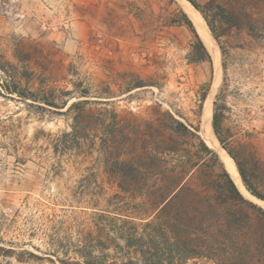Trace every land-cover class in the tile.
<instances>
[{"label": "rangeland", "instance_id": "rangeland-1", "mask_svg": "<svg viewBox=\"0 0 264 264\" xmlns=\"http://www.w3.org/2000/svg\"><path fill=\"white\" fill-rule=\"evenodd\" d=\"M182 1L0 0V264H61L102 209L162 222L181 264H264V201L221 153L264 194V0H197L213 64L193 59ZM8 74L39 101L7 93ZM216 99L219 149L202 131Z\"/></svg>", "mask_w": 264, "mask_h": 264}, {"label": "trees", "instance_id": "trees-1", "mask_svg": "<svg viewBox=\"0 0 264 264\" xmlns=\"http://www.w3.org/2000/svg\"><path fill=\"white\" fill-rule=\"evenodd\" d=\"M188 1H190L195 8L202 13L214 37L219 40L218 35L212 27L211 22L208 20L205 10L201 4L198 3L197 0ZM183 15L186 19L185 23L191 28L195 36V40L191 45L193 59L197 62L209 61L213 64L211 53L196 30L192 20L189 18L187 13L183 12ZM222 51H224V49H222ZM9 78L10 79H6L3 82V88L7 93L39 101L36 93L28 88H24L15 76L9 75ZM207 93L208 88H205V91H203L201 95V107H203L207 98ZM42 102L50 106L58 107L56 105L57 103L55 101H51L49 98H42ZM85 102V100L75 101L71 103L69 108L82 107ZM169 115L179 126H183L188 129L185 123L175 118L172 113H169ZM221 122L222 111L219 107L218 100L216 99L214 101L212 120L213 129L222 145L226 147L221 136ZM197 130L200 131L199 128H197ZM75 132L77 134L78 130H75ZM68 135L71 134L69 132H65L62 137H68ZM76 143L80 144L79 139L76 140ZM203 144L205 149L212 151L216 157L219 174L226 178L223 185L225 190L231 197L245 200L243 193L220 159L219 154L208 147L205 142H203ZM227 151L236 161L243 183L247 190L258 198L264 200V194L253 185L252 181L249 179L247 170L241 161L237 159L231 150L227 149ZM151 156L154 159L153 162L158 160L162 163L164 161L163 157H159V155L152 153ZM117 163L126 164L133 170L139 169L138 164L132 161L126 162L121 159H117ZM159 243H168L170 245L168 250L169 254H166V258L165 254H163L164 252L157 250V244ZM176 249H178V247L171 242V239L169 238L162 222L157 221L155 218H151L150 216L142 219V221L138 223L131 215H124L120 212H111L109 210L102 209L99 215L98 235L96 238L93 236V233H89L82 245H75V248L72 249L74 256L68 257L69 259H60V262L61 264H181L178 261L180 260V257H175L177 252ZM153 250H155V252H153ZM126 253L128 257H126ZM133 254H136V257H133ZM186 258L187 257H184L183 259Z\"/></svg>", "mask_w": 264, "mask_h": 264}, {"label": "bare ground", "instance_id": "bare-ground-1", "mask_svg": "<svg viewBox=\"0 0 264 264\" xmlns=\"http://www.w3.org/2000/svg\"><path fill=\"white\" fill-rule=\"evenodd\" d=\"M182 5L184 7V10L189 15V18H191L192 22L194 23L196 30L200 34V36H201L202 40L204 41V43L206 44L208 50L210 51V53L213 55L214 58H217V48L218 47L215 43L216 41L214 40V38L210 34V32H209L210 30H208L204 19L199 14V12L191 4H189L185 0L182 1ZM205 109H206V111H208L209 119H208V123H206V121L204 119L202 131H203L204 135L206 136V138H208L210 140V142L212 144H214L219 149L220 144H219V141L217 139V136L215 135V132L213 129V124H212L213 110H212V107L210 106V103H207V106ZM221 153L224 157V161H225L226 165L228 166L230 172L234 175V177H236V179H238V173H237V168H236L235 164L230 159H228V157H226V155H225V153H223V151H221Z\"/></svg>", "mask_w": 264, "mask_h": 264}, {"label": "water", "instance_id": "water-1", "mask_svg": "<svg viewBox=\"0 0 264 264\" xmlns=\"http://www.w3.org/2000/svg\"><path fill=\"white\" fill-rule=\"evenodd\" d=\"M190 2V1H189ZM191 3V2H190ZM192 4V3H191ZM193 5V4H192ZM207 26H208V24H207ZM208 28H209V26H208ZM209 30H210V28H209ZM210 32H211V30H210ZM212 33V32H211ZM213 35V34H212ZM214 37V36H213ZM215 39V38H214ZM202 116L204 117V119H205V121H206V123H208V119H209V115H208V111H206V109L204 108L203 109V114H202ZM229 154V153H228ZM231 158H232V156H231ZM234 162H235V160H234ZM236 163V162H235ZM236 166H237V163H236ZM237 169H238V166H237ZM238 171H239V169H238ZM239 174H240V172H239ZM240 176H241V174H240ZM241 179H242V177H241ZM243 181V180H242ZM246 188V187H245ZM247 189V188H246ZM242 192V191H241ZM243 193V192H242ZM251 193V192H250ZM252 194V193H251ZM253 195V194H252ZM255 196V195H254ZM257 197V196H256ZM260 199V198H259ZM264 201V200H263Z\"/></svg>", "mask_w": 264, "mask_h": 264}]
</instances>
